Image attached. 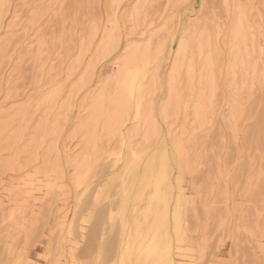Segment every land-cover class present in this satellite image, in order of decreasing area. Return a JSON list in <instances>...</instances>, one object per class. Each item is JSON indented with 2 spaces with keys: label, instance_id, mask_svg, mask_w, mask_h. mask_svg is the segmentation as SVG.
I'll list each match as a JSON object with an SVG mask.
<instances>
[{
  "label": "rangeland",
  "instance_id": "374dc122",
  "mask_svg": "<svg viewBox=\"0 0 264 264\" xmlns=\"http://www.w3.org/2000/svg\"><path fill=\"white\" fill-rule=\"evenodd\" d=\"M135 1L131 0L130 2L133 4ZM242 1L255 4L257 6L256 11H260L261 0ZM209 2L215 3L219 8L222 6L223 0H156L147 7L145 22L154 20L151 28L149 27L150 29L160 28L164 25L162 30L165 33L167 32V36L165 33L163 35L166 39L170 38L168 35H172V38L180 33L184 26L191 27L193 24L208 23L209 26L212 25L213 27L210 19V8L206 6L202 11L200 7L201 4L207 5ZM233 2L231 0V3L235 4ZM106 3V0H9L8 2L11 7L4 13L5 26L0 28V116L7 119L8 117H15L16 113V121L12 125L17 127L19 132L24 130L21 133L26 136H24L25 138L19 133L20 138L23 139L19 138L21 142L30 139L34 130L42 126L39 125L41 121L45 123L43 130L36 134L38 145L41 143L37 151L35 152L34 148L32 152L25 151L24 153L27 155L21 156L19 162H17L19 158L17 156L15 162L18 164L15 163L17 166H14V168L17 167L18 169L19 167L18 171L15 170L20 173L19 175L29 170L31 174L35 173L29 176L25 174L27 183L34 181L33 184L38 186L51 180L50 182L56 183L59 190L56 201L50 205V209L46 208L45 203L43 208H41V205L37 206L38 208H33L35 212H31L32 208H28L30 214L27 215L29 212L26 210L27 208L23 209L24 203L19 202L21 203L19 204L17 202L19 199L21 201L19 192L21 193L26 185L22 188L16 186L19 183L18 178L20 176L13 171L14 168L11 170L1 168L5 165L4 161L14 160L12 158L13 153L8 151L7 148L0 149V163L3 161L0 164V170H2L0 171V199L3 198L2 204L0 203V264H16L17 261H23L24 264H27V262H29L28 264H54L55 258H59L58 264H71L70 253H67L70 246L72 248L77 247L76 249L79 251L86 243V237L79 238L81 235H78V233L58 230V227L54 225V219L63 211L71 219L74 215L85 216L88 209L93 205L88 202L90 205L87 204V208L84 206L86 209L82 207L83 212L79 209L78 202L80 198L84 199L86 197L89 190L84 193V185L75 186L71 184H65V189L63 186L62 190L61 179L57 177V172H54L58 170V167L53 169L50 166H53V164H49V168L53 170L50 172V169H48L49 171L45 174L40 171L42 165H44L42 160L35 161L34 159L37 153L38 158L41 159V156H44L50 163H57L55 166L60 163L59 166L64 168L65 176L69 179L74 177L69 176L70 172V175H74V169L68 160L73 155H78L82 150L81 143H83L84 137L82 136L84 134L75 131V129L78 115H83V101L89 92L95 89L101 77L107 78L115 70L114 61L110 57L101 59L94 68L90 67L89 63L92 62V58H95L97 48L92 44L86 47L87 50L80 51L79 49L81 40L88 31L85 27L87 24L86 18L95 17L99 19L103 12L105 23L108 21L106 7L101 8V5L106 6ZM124 3L126 4V1ZM26 5L30 7H25ZM58 5H63V7H55ZM50 6H53L51 19L56 18L57 14L61 18L67 17L69 22L66 33L63 29L62 19L55 33L48 29L49 21L47 20L40 32L35 31L32 24L29 23L33 13L37 15L48 13ZM121 7L120 10L118 9L119 13H123L126 8V6L124 8V5H121ZM256 11L253 13L254 16L256 14L261 15L260 12ZM250 13L252 14V11ZM223 18L221 16V21ZM256 18L260 23H255V26L260 25L259 28L256 26L258 32H256L257 42L264 47L260 32V16H256ZM257 20L256 22H258ZM145 22L144 26L148 23ZM219 24L223 25L222 23ZM224 26L223 28H226ZM41 37L44 39L43 45ZM141 37L138 34L133 36L134 39ZM171 38L167 39V46L170 45ZM96 44L98 45V41ZM252 57L254 60H252ZM252 57L249 60V71L253 64L256 65V70L250 71L251 74L248 71L249 76L248 74L246 76L248 86L245 84L243 88L237 91L234 102L229 92L225 91L227 89L224 79L222 80L223 75L218 79V92L215 94L216 97H213V102L211 101L212 103L208 105L209 118L206 124L209 126L205 127L204 131H201V129L193 131L191 121H189L191 117H185L182 113L177 118L178 124L175 121L173 127H171L174 129L175 134L184 131L182 136L179 137L181 148L185 154H189L191 161L189 163L194 167L193 171L184 172L183 179L184 189L191 200V204L200 208L203 202H207L219 214L218 218H215L214 212L207 221L206 226H204V230L198 228V232L194 235L205 264H208V260H213L210 264H260L262 258V243H264V129H259L261 133H258L260 137L258 140V127L256 128V126L264 125V54L258 56L256 52ZM221 81L222 84H220ZM53 86L59 89L58 105L56 109L48 108V115H46L47 112L45 114L44 109H37L36 104L40 97ZM68 100H70L72 108L69 115L61 119L58 135L52 137L53 134H46L44 129L49 130L54 127L53 121L57 113L61 111V106L66 104ZM232 102L235 108L233 111L230 109ZM50 112L51 114H49ZM44 115L48 117L46 118ZM237 129L238 134H234V130ZM6 133L8 131L3 134ZM125 138H115L110 143L102 140L100 142L102 146L101 144L100 146H104L105 150L107 148L105 146L110 147L107 150L114 152L113 157L120 156L122 158L124 154V158L129 153L132 145L135 144L134 147H137V138L130 139L127 136ZM51 141L52 144L55 143L56 145L55 149L51 150L52 153L50 152L52 158L49 154L48 156L46 154ZM221 141H227L228 143L230 155L227 159L221 158L218 148L215 152L213 151L214 145H220ZM104 143L105 145H103ZM115 147L119 149V152ZM212 155H215V157L213 167L210 169L207 167L206 161L208 156ZM10 157L11 159H9ZM197 158L198 161L193 164V161ZM22 161L23 164L25 162L26 166L31 161V166L29 164L25 168L21 163ZM189 163L186 165L188 166ZM118 164L121 165L122 160ZM37 165L40 167L35 168L34 166L38 167ZM32 166L34 170H32ZM21 167L25 170L21 169L20 171ZM44 170L43 168L42 171ZM40 172L42 174H38ZM10 179V183L14 180L13 183H16L15 186L18 190H10L11 186H14L13 183H6ZM35 179L39 180L36 181ZM41 180L44 182H41ZM210 185L219 186L222 193L217 194L205 192V189L201 190V186ZM18 186L20 187L19 184ZM197 187L200 192L197 191ZM13 193L14 195L18 193L19 198L12 197L13 195L10 194ZM9 195L11 199H8ZM12 198L17 204L10 201ZM113 198L115 196L110 197V199ZM104 201L106 202L108 199L105 198ZM19 208L20 210H17ZM10 212H13L16 216L13 213L10 214ZM81 212L83 214H80ZM198 215L203 217L201 210ZM78 220L79 223L83 221ZM14 223H17L18 226ZM90 225L91 223L84 224L87 227L86 233L90 230ZM249 251L250 254L254 253L251 254L252 258L248 254ZM216 258L218 261L214 262Z\"/></svg>",
  "mask_w": 264,
  "mask_h": 264
},
{
  "label": "bare ground",
  "instance_id": "6f19581e",
  "mask_svg": "<svg viewBox=\"0 0 264 264\" xmlns=\"http://www.w3.org/2000/svg\"><path fill=\"white\" fill-rule=\"evenodd\" d=\"M106 1L107 17L111 14L113 21H115L117 19V11L110 7L114 0ZM125 1L126 4L124 3ZM130 1L131 0H115L120 6L124 5V8L126 6L123 13H119L118 11V18L121 22V26L125 18H127L129 25L128 32L125 34L121 43L127 47L129 33H131L132 44L138 46V55L143 58V63L141 64L143 71L139 80L136 81V78L133 77L132 80H129L127 83L118 84L113 82L107 93H98L94 89L87 95V103L86 99H84L82 106L83 115H78L75 129V131L84 134V136H82L84 137L82 140L83 143H81L82 150L78 155H73L68 160L69 164L72 165L74 169V175H70L71 172L69 173L70 177L74 176L72 179L65 176L63 171L64 168L59 166L60 163L58 166H55L57 163H50L44 156H41L40 159L37 153L35 154L34 160H42L44 165H42V167L40 163L42 167L40 171L45 174L49 171L48 169H50L51 172V170L58 167V170L54 172H57V177L61 179L62 190L65 184L75 186L84 185V193L89 190L84 199L79 197L78 206L80 210L83 211L82 207L84 206L87 208V204L90 205L89 203H91V205H97L99 198L98 208L101 213V223L98 225L91 223L90 230L87 233V227L79 223L80 221L78 220H84V215H74L71 219V217L63 211L55 217L54 225L58 227V230H66L68 233L80 234L81 237L79 238H82V236L84 238L86 237V243L83 245V247H85V245L91 244L97 229L102 235L104 234L103 221L106 219L108 223V249L104 259L107 260L109 264H157L158 261L166 259H170L172 264H205L202 260V252L198 249L197 240L194 235L198 232V228L204 230V226H206L207 221L214 212L215 218H218L219 214L218 211L210 207L207 202H203L200 208L191 204V200L184 189L183 179L184 172L193 171L194 167L189 163L191 162L189 154H185L181 148V139L179 137L182 136L184 131L175 134L174 129L171 127H173L175 121L177 123V116L179 118V115L182 113L185 117H191V119L189 120L188 118V120L191 121L193 131L200 130L201 128L205 130L204 125L209 118L208 105L213 102V97H216L215 94L218 92L219 86L218 79L221 78V75H223L222 80L224 79L226 84L227 90L225 91L229 92L234 102L237 91L248 83L246 82V76L249 71L250 57H252L254 53L256 54V52L258 56L262 54V45L257 42L256 37V26L258 25L255 26V23H259L256 16L259 17L260 15L256 14V16H254L253 13H250L251 9H248L246 18L241 25L239 16L235 12V9H233V18L227 25L224 23H222V26L220 24L218 26L213 24L212 27V25L209 26L210 24L204 23L202 25L193 24L191 27L184 26L180 33L176 35L173 34L174 37L171 38V33V36L168 35V37L171 38V43L167 46V39L170 38L166 39V37L163 36L165 32L162 30V27H164V25L160 28L150 29L154 22V20H151L150 22L146 21L148 23L144 26L147 17L146 9L152 2H156V0H136L133 4ZM233 1L235 4L250 3L242 0ZM6 2L8 3L9 0H6ZM224 2L225 0H223L222 4ZM227 2L231 3V0H227ZM6 10L7 9H0V28L5 26L4 13ZM256 12L260 11L257 10ZM256 20L258 22H256ZM107 23L108 21L105 24ZM223 26L226 28H223ZM259 26L257 28H259ZM110 27L111 25H109V28ZM189 28H191L190 32ZM223 29L225 30L223 31ZM185 32H189V43L186 52L181 55L182 70L176 71L174 75L173 67L176 64V53L180 51V40L184 38ZM103 34V28H101V37H103ZM137 34L142 37L134 39L133 36ZM165 35L167 36V32ZM253 36L256 37L255 40L252 39ZM91 44V35L90 32L87 31L86 35L81 40L79 46L80 51L87 50L86 47ZM103 58H105L104 54L98 52L96 48L95 58H92V62L89 63L90 67L94 68L96 63L98 64ZM252 60H254V58ZM255 70L256 65L253 64L250 71ZM250 71L249 74H251ZM220 84H222V81ZM133 87L138 97L143 93L142 99L144 102L140 105L139 117H137L134 109L130 110L123 104L124 92L127 91L130 94ZM58 95V87L53 86L40 97L37 101L36 108L40 110L44 109L45 114L47 112L46 115H48V108H57ZM157 95L158 97L156 98ZM149 100L151 104H149ZM233 102L230 105L231 111L235 109ZM165 105L168 106L169 110L167 119L163 114ZM71 108L72 104L70 100L61 106V111L57 113L53 121L54 127H51L49 130L44 129L46 134H53L52 137L56 134L58 135L59 123L61 119L69 115ZM198 111L200 114L199 119L197 118ZM51 112L49 114H51ZM46 115L44 116L46 117ZM16 116L15 113V117ZM0 117V149L7 148L8 151L13 153V155L11 154L13 157H11L14 158L12 161H6L7 163L4 161L5 165H3V167L1 166V168L11 170L14 166H17L15 163L20 161L19 159L21 156L27 155L24 153L25 151L32 152L33 148L35 152L37 151L41 141L39 139L40 144L38 145L36 134L43 130L45 123L40 120L41 122L39 125L42 126L34 130L32 136H29V140L21 142L19 135L22 134L23 136L21 132H24V130H20L19 132V129L12 125L16 121L15 117H8L7 119H4L2 116ZM256 128L258 131L257 138L259 140L260 137L258 133H261L260 130L264 129V125H257ZM6 131H8V133L3 134ZM126 136L130 139L137 138V147H134L135 144L132 145L129 149V153L124 158V154L122 158H120V156H115L116 158L113 157L114 152L107 150V148H110L108 146H105L107 147L106 150L103 148L104 146L101 147L102 143L100 142L102 140L110 143L114 141L115 138L124 139ZM125 139L127 140V138ZM130 142L132 141L130 140ZM128 144L130 145V143ZM103 145H105V143ZM127 145L126 147H128ZM120 146H122V144H120ZM55 147V143L52 144L51 141V145L47 147V156L48 154L51 156V150L55 149ZM116 149L117 151L119 150L118 148ZM116 149L114 150L115 152ZM17 156L19 157L18 161L15 162ZM11 157L9 159H11ZM214 157L215 155L208 156V160L206 161V165L210 169L213 167ZM50 158H52V156ZM120 160H122L121 165H119L120 163L118 164ZM54 161L57 162L55 159ZM197 161L198 158L193 161V164H196ZM21 163L23 164V161ZM187 163H189L188 166L186 165ZM27 164L31 166V161ZM49 164H53V166L50 165L53 169L49 168ZM23 165L25 168L28 167V165H25V162ZM37 166L38 167H34H40L39 165ZM34 167L32 166V170H34ZM43 168L45 169L44 171H42ZM16 169L17 167L14 168L13 171ZM21 169L22 167L20 171ZM22 170L25 169L23 168ZM41 172L38 174H42ZM16 174L19 175L20 173L16 172ZM25 174L29 176L31 174L30 170L19 175L18 184L20 187L15 183L18 188H22L26 185V187L21 190V193L17 191L21 194V201L20 199L17 201L19 198L18 193L10 195H13L12 197H18L16 199L18 203H24L23 209L27 208L26 210H28V208H32L31 212H35V207L39 205L42 206L41 208L45 207V203L46 208L48 207L50 209V205L56 201L59 190L56 183H51V180L48 182L41 180V182L44 183L36 186L37 184H33L34 181H29L27 183ZM45 177L47 176L45 175ZM27 178L30 180L29 177ZM11 179L6 183H10ZM14 180L16 181V178ZM15 184L11 186L12 189L10 188V190H18ZM203 189H205V192L222 193L219 186H201L202 191ZM197 191L200 192L198 187ZM113 196H115V198L110 199V197ZM105 198H107L108 201L105 202ZM0 200L2 204L3 198ZM10 201L13 203L15 202L13 198ZM17 210H20V208ZM200 210L203 217H199L198 215V212L200 214ZM12 213L10 212V214ZM28 214H30V212L27 213V215ZM80 214L83 213L81 212ZM14 215L16 216V214ZM15 225L18 226L17 223ZM82 228L84 231H81ZM64 241L62 242L64 243ZM76 248L70 246V251H67V253H70L69 258L71 264H73V260L80 258L81 249L77 251ZM248 254H250V251ZM251 254L254 253L252 252ZM251 254L250 258H252ZM212 261L208 260V264ZM215 261H218V259L216 258L214 262ZM58 262L59 258H55L54 264H58ZM28 263L29 262H27V264Z\"/></svg>",
  "mask_w": 264,
  "mask_h": 264
},
{
  "label": "snow or ice",
  "instance_id": "6c2138e0",
  "mask_svg": "<svg viewBox=\"0 0 264 264\" xmlns=\"http://www.w3.org/2000/svg\"><path fill=\"white\" fill-rule=\"evenodd\" d=\"M210 8L211 15L210 19L213 24H216L217 26L219 23H224L227 25V23L232 20L233 18V9H235V12L239 16V22L242 25L244 19L246 18V12L248 9H251L252 13H255L257 6L253 3H236L233 5L232 3L225 2L220 6L219 8L215 3L209 2L207 5L201 4V10L205 7ZM11 5L6 2V0H0V9H10ZM25 7H30L26 5ZM52 7H49V12L37 15L36 13H33L29 23L32 24L33 29L37 32H40L41 29L44 26L45 21H49L47 27L49 30H51L53 33L56 32L57 27L61 23V19L63 20V29L64 32H67L68 27V19L67 17L61 18L58 14L56 18L51 19V11ZM55 7H63V5H58ZM106 7L105 5H101V8L103 9ZM113 10L117 11V19L113 21L112 15H108V23L105 24L104 21V14L101 13L99 19L92 17V18H86L87 24H86V30L90 32L91 39H92V45L94 47H97L98 52H101L104 54L105 57H110L112 61H114L115 70L107 77H101L98 84H96L95 91L98 93H107L110 85L113 82L116 83H127L129 80H132L133 77L136 78V81L139 80V77L143 71V68L141 67V64L143 63V58L139 57L138 55V46H135L132 44V34L129 33V40H128V46L125 47L121 41H123L125 34L128 32V20L125 18V21L123 25L121 26V22L118 18V9L121 7L119 4H117L114 0V2L110 6ZM260 20H261V39L262 43H264V0H261L260 4ZM221 16H223V20L221 21ZM109 25L111 27L109 28ZM101 28H103V37H101ZM191 31V28H189V32ZM189 32H185L184 38L180 40V51L176 53V64L173 67V74L175 75L176 71L182 70V64H181V55L182 53H185L188 46V34ZM253 40L256 39L255 36L252 37ZM99 41V45L97 46L96 42ZM41 43L43 45L44 39L41 37ZM262 54H264V47L261 48ZM143 93H141V96H137L135 92V88L133 87L131 93L129 94L127 91L123 94V104L128 109H134L136 111L137 117H139L140 112V105L144 102L143 99ZM86 103H87V97ZM149 104H151V101L149 100ZM163 114L165 118H168L169 110L168 106L165 105L163 109ZM199 111L197 112V118L199 119ZM178 118V116H177ZM209 125L205 124L204 127H208ZM203 130V128H201ZM234 134H238V129L234 130ZM219 149L221 153L222 159H227L230 155L228 143L227 141H221L220 145L216 146L214 145L213 151L215 152ZM99 198L97 201V205H93L91 208L88 209V211L85 214V218L83 220V224H99L101 223V213L98 208ZM103 228H104V234L102 235L100 231L97 229L95 232V237L92 239V242L90 245H85V247L81 248L80 250V258L73 260V264H109L107 260L104 259V256L108 249V240H107V229H108V223L106 219L103 221ZM81 231H84L82 228ZM16 264H24L23 261H17ZM157 264H172V261L170 259L161 260L158 261ZM260 264H264V243H262V258L260 260Z\"/></svg>",
  "mask_w": 264,
  "mask_h": 264
}]
</instances>
